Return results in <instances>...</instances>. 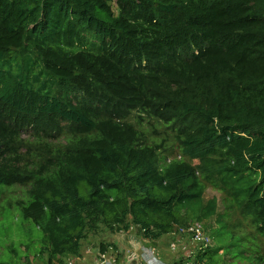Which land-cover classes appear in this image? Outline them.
I'll return each mask as SVG.
<instances>
[{
  "label": "trees",
  "instance_id": "trees-1",
  "mask_svg": "<svg viewBox=\"0 0 264 264\" xmlns=\"http://www.w3.org/2000/svg\"><path fill=\"white\" fill-rule=\"evenodd\" d=\"M207 183L252 231L185 260L235 247L264 264V0H0V195L26 186L15 205L41 232L0 264H67L100 231L175 233L215 213Z\"/></svg>",
  "mask_w": 264,
  "mask_h": 264
},
{
  "label": "rangeland",
  "instance_id": "rangeland-1",
  "mask_svg": "<svg viewBox=\"0 0 264 264\" xmlns=\"http://www.w3.org/2000/svg\"><path fill=\"white\" fill-rule=\"evenodd\" d=\"M144 126L146 127V125ZM148 132L149 136L153 137L155 141H160L161 138L162 140H167L162 150L164 157H167L168 160L173 159L176 156L177 158L180 157L179 148L177 147V143L173 140L170 129L165 133L163 127L158 124L156 131L152 132L149 129ZM187 161L196 167L198 174H214L216 162L213 159H207L204 161L189 159ZM25 190L26 186L12 185L5 188L4 192L0 195V257H7L6 244L10 241H13L14 244L19 246L20 243H25L30 237H32L38 242L41 232L32 221L22 217L20 210L15 205V200L21 199L25 195ZM232 200L234 202H232ZM199 202L202 205L211 204L215 211L213 215L207 218L201 220L198 219L199 221L192 220L199 222L202 225V230L204 231L205 236L209 239L208 245H199L193 240L190 234L183 231L170 233L164 243L167 249L174 252L172 259H179V261L183 259L182 263H184L186 261L185 259L192 255L198 248L204 249L208 246H217L218 243H216V240L212 237L217 230H230L236 234H240L243 230L245 232L252 231L249 222L243 219V216H240L239 214L240 209H242V202L234 200L231 196L219 191L211 184L207 183ZM229 203H231V209L226 208ZM138 241L142 240L139 237V234H137L135 227L127 232L119 231L111 233L109 231H100L96 235H90L89 238L83 242V254L81 257H74L73 259L69 258L67 264H88L90 260L92 261L89 264H96L99 257L98 253H100V245L107 243H115L117 246V253H119L120 250V252L128 259H134L132 264H136L135 260L138 261L142 255H145V257L150 260L153 251L148 248L145 250L143 246L138 249ZM171 243L174 244L173 248H171ZM236 252L237 248L229 247V249L219 250L216 257L220 260L219 262H225L226 264H244L245 261H239L237 258H233L232 255ZM114 253V251L108 249L106 255L115 261ZM29 258L30 264H47L45 261V255L41 257L30 255ZM190 263L191 261L188 260L187 263L184 264ZM20 264L26 263L24 260H21Z\"/></svg>",
  "mask_w": 264,
  "mask_h": 264
},
{
  "label": "crops",
  "instance_id": "crops-1",
  "mask_svg": "<svg viewBox=\"0 0 264 264\" xmlns=\"http://www.w3.org/2000/svg\"><path fill=\"white\" fill-rule=\"evenodd\" d=\"M168 235L169 234L163 235L159 239L153 240V241L143 239L142 237L139 236L142 241H138V243H137L138 249H140V247L143 246V248L145 250H146V248H148V249L152 250L154 254L151 253L152 257L150 260H148L147 257H145V255H142V257L138 261L135 260V263L136 264H161V263L162 264H169V262H170V264H173V263L174 264H181L179 259L178 260L172 259L174 252L167 249L165 244H164L165 240H167V238H168L167 237ZM108 249H111L112 251L115 252L114 253L115 254V257H114L115 258V264H132V261L134 259L133 260L128 259L123 253L120 252V250H119V253H117V246L116 245L110 246ZM106 253H107V251L105 252V254ZM82 254L83 253L81 251V254L78 257H81ZM73 258H71V259H73ZM91 261L92 260H90L89 263ZM184 263H187V261H185ZM184 263H182V264H184Z\"/></svg>",
  "mask_w": 264,
  "mask_h": 264
},
{
  "label": "built area",
  "instance_id": "built-area-1",
  "mask_svg": "<svg viewBox=\"0 0 264 264\" xmlns=\"http://www.w3.org/2000/svg\"><path fill=\"white\" fill-rule=\"evenodd\" d=\"M179 231L186 232L190 234L193 240L199 245H208L209 239L205 236L204 231L202 230V225L199 222L191 221L185 226L179 227ZM174 247V244L171 243V248ZM96 264H115V261L109 258L105 253H100L98 261ZM190 264H195L191 261Z\"/></svg>",
  "mask_w": 264,
  "mask_h": 264
}]
</instances>
